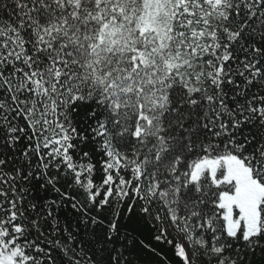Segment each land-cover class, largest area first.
<instances>
[{"label": "snow or ice", "instance_id": "snow-or-ice-1", "mask_svg": "<svg viewBox=\"0 0 264 264\" xmlns=\"http://www.w3.org/2000/svg\"><path fill=\"white\" fill-rule=\"evenodd\" d=\"M145 253L264 264V0H0V264Z\"/></svg>", "mask_w": 264, "mask_h": 264}, {"label": "trees", "instance_id": "trees-1", "mask_svg": "<svg viewBox=\"0 0 264 264\" xmlns=\"http://www.w3.org/2000/svg\"><path fill=\"white\" fill-rule=\"evenodd\" d=\"M148 229L145 228V232H147ZM163 247V246H160ZM165 251L167 252V255L169 256V258H171V252L168 251L167 249H165ZM143 259L145 261V264H157V258L153 257L150 253H145L143 256ZM173 264H177L176 261H173Z\"/></svg>", "mask_w": 264, "mask_h": 264}]
</instances>
